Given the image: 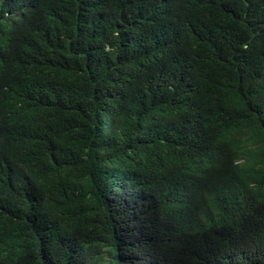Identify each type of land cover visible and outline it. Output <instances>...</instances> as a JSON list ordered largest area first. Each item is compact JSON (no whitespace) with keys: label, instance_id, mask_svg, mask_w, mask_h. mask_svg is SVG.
<instances>
[{"label":"trees","instance_id":"1","mask_svg":"<svg viewBox=\"0 0 264 264\" xmlns=\"http://www.w3.org/2000/svg\"><path fill=\"white\" fill-rule=\"evenodd\" d=\"M0 264H264V0H0Z\"/></svg>","mask_w":264,"mask_h":264}]
</instances>
